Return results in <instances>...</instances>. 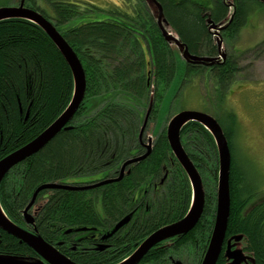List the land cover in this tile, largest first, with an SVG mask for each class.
Listing matches in <instances>:
<instances>
[{
    "label": "trees",
    "instance_id": "trees-1",
    "mask_svg": "<svg viewBox=\"0 0 264 264\" xmlns=\"http://www.w3.org/2000/svg\"><path fill=\"white\" fill-rule=\"evenodd\" d=\"M122 1L109 8L80 0L24 3L51 21L72 46L84 67L87 90L70 128L3 179L0 201L14 223L82 264H119L153 232L186 216L193 198L187 172L164 127L151 137L161 105L180 73L178 58L185 63L178 89L200 75L211 77L220 91L229 89L241 67L226 42L234 49L248 16L264 9V0ZM3 2L0 7L10 6V0ZM160 9L168 21L164 27L177 34L196 61L184 60L179 48L166 39L158 21ZM74 85L69 62L42 27L19 18L0 22V160L60 117L71 102ZM223 129L232 152L230 128ZM180 139L202 177L204 215L192 231L157 244L139 264H188L187 255L183 258L187 248L201 264L212 237L219 182L215 138L191 121L183 126ZM149 140L151 153L128 166L122 179L92 186L100 179L117 178L122 163L148 153ZM232 159L231 215L224 246L230 241L243 249L247 259L241 264H264V196L254 201L257 194L245 188L243 173L233 155ZM52 182L89 187L41 190L28 210L34 218L30 227L25 210L38 188ZM131 212L129 224L106 241L101 239ZM90 232L93 238L79 239ZM1 254L38 259L27 244L0 227ZM230 262L223 251L217 264Z\"/></svg>",
    "mask_w": 264,
    "mask_h": 264
},
{
    "label": "water",
    "instance_id": "water-1",
    "mask_svg": "<svg viewBox=\"0 0 264 264\" xmlns=\"http://www.w3.org/2000/svg\"><path fill=\"white\" fill-rule=\"evenodd\" d=\"M25 0H21L19 4H14L11 6H1L0 7V22L7 19L19 18L26 19L32 23H36L38 26L42 27L44 31L52 38L56 47L60 49L63 56L67 59L70 64V67L73 71V77L75 79L74 85V94L72 97V103L63 111V114L58 120H55L46 131L40 133V135L28 142V144L23 145L18 148V150L8 154L2 160H0V185L3 182V179L8 175L14 167L18 166L19 163H22L29 159L30 156H33L40 152L55 136L60 133L63 129H69L68 124L74 118L77 110L83 102V98L86 94V84L87 78L85 75L84 67L82 66L80 58L76 55L72 46L66 41L64 36L59 32L57 27L51 23L44 15L35 9H31L24 5ZM158 15V21L162 26V31L166 39L171 42L173 45H177L180 52L182 53L183 59L187 62L196 61L195 57L188 54L187 49L182 46L181 41H179L177 34H173L168 27H164V23L168 24V21L163 16V11L160 9ZM221 47V46H220ZM224 56V55H223ZM191 121H196L206 127L213 138H215L216 147L218 149V159H219V176H218V187H217V209H216V218L214 222V229L211 234V239L208 244L207 251L203 257L201 264H217L220 258V255L225 251L226 257L230 259L229 264H241L245 261L247 256H245L242 248H234L230 241L227 243L225 248L224 244L227 238V229L228 221L230 218V209H231V191H230V175L232 167V152L229 147V139L226 137L223 127L214 116H210L205 112L198 111H180L179 113L173 115L169 124L167 126V140L171 145V148L175 154V157L180 162L181 166L187 172L189 181L192 184V205L186 216L183 219L173 222V224L163 226V228L153 232L149 235L146 240H144L140 246H138L135 251L130 255L129 260L119 263V264H138L141 262L142 258L153 248L155 244L161 243L164 240L174 238L175 236L185 235L192 231L198 222L203 217V212L205 210V200L206 193L204 190V184L202 182V177L200 171H198L193 160L190 159V156L183 147L182 139H180L181 131L183 126ZM147 145V152L145 155L138 156V158H131V162H138L140 159H144L151 153L152 149V140ZM128 165V164H127ZM127 165H124L123 169L120 171V174L117 178H107L106 180L100 181L92 186H101L106 185V183L115 182L122 179L125 176V168ZM89 187V186H85ZM85 187L71 186L67 184L59 185L56 183L52 184H43L38 188L31 203L26 208L25 212V221L32 225L34 224V218L32 214L28 213V210L36 201L35 198L39 192L43 189H84ZM91 187V186H90ZM2 205L0 201V227L5 230L8 234H13L19 241L27 244L39 257L45 259L49 264H80L74 262L69 256L61 254L56 247L48 243L44 238L37 235L33 231L24 229L16 223H14L11 218L2 211ZM131 214L121 219L113 228L112 231L108 232L102 236V240H106L119 229L127 225L130 221ZM79 231H86V229H78ZM103 246V245H102ZM101 248H104L101 247ZM225 249V250H224ZM28 257H7L0 258V264H39L36 258L27 259ZM182 264V263H178Z\"/></svg>",
    "mask_w": 264,
    "mask_h": 264
},
{
    "label": "rangeland",
    "instance_id": "rangeland-1",
    "mask_svg": "<svg viewBox=\"0 0 264 264\" xmlns=\"http://www.w3.org/2000/svg\"><path fill=\"white\" fill-rule=\"evenodd\" d=\"M14 1L10 0V6L14 5ZM80 1L105 8L123 2L122 0ZM199 1L203 3L209 0ZM0 3L6 4L3 0H0ZM248 17L246 25L242 27L236 38L238 40L234 43V49L232 44L226 42L230 54L239 56L241 67L231 87L220 91L211 77L200 75L191 78L181 89H178L181 86L183 67H185V63L178 58L180 73L167 92L168 97L161 105L151 137L156 138L163 127L167 128L171 117L180 111H202L218 118L222 127L230 128L233 137L232 155L238 169L243 173L245 188H253L258 196L254 201L258 202L264 196V9L251 13ZM172 32L175 35L174 31ZM176 91L178 93L173 100ZM72 180L84 179L74 177ZM185 253L183 258L187 255L188 264H196L195 258L197 262L200 260L198 255L197 257L194 255L195 258L192 256V248H187ZM0 258L6 256L1 254ZM27 259L31 260V258Z\"/></svg>",
    "mask_w": 264,
    "mask_h": 264
},
{
    "label": "bare ground",
    "instance_id": "bare-ground-1",
    "mask_svg": "<svg viewBox=\"0 0 264 264\" xmlns=\"http://www.w3.org/2000/svg\"><path fill=\"white\" fill-rule=\"evenodd\" d=\"M71 103H72V99H71L70 104H71ZM70 104H69V105H70ZM67 108H68V107H67ZM77 111H78V110H77ZM62 114H63V113H62ZM62 114H61V115H62ZM61 115H60V116H61ZM59 118H60V117H59ZM59 118H57L56 120H58ZM71 121H72V120H71ZM70 123H71V122H70ZM70 123H69V124H70ZM69 124H68V125H69ZM49 126H50V125H49ZM48 128H49V127H48ZM48 128H47V129H48ZM47 129H45L44 131H46ZM41 133H42V132H41ZM58 134H59V133H58ZM39 135H40V134H39ZM55 137H56V136H55ZM36 138H37V137H36ZM170 146H171V145H170ZM171 149H172V148H171ZM40 151H41V150H40ZM30 157H31V156H30ZM30 157H29V158H30ZM27 160H28V159H27ZM131 160H132V159L127 160V162H125L124 165H127V164L129 165V164L133 163V162H131ZM140 160H142V159H140ZM138 161H139V160H138ZM134 163H136V162H134ZM124 165L122 166L121 170L123 169ZM127 171H129V170L127 169V166H126V168H125V172H127ZM52 183H54V182H52ZM52 183H46V184H52ZM71 186H72V185H71ZM216 202H217V199H216ZM1 205H2V202H1ZM216 209H217V207H216ZM2 211H3V213H5V215H7L6 212H4L3 209H2ZM129 214H131V217H132L133 213L131 212V213H129ZM215 214H216V213H215ZM127 216H128V215H127ZM125 217H126V216H125ZM131 217H130V218H131ZM123 218H124V217H123ZM9 219H10V218H9ZM131 219H132V218H131ZM131 219H130V221H131ZM130 221H129V223H130ZM129 223H128V224H129ZM21 227H22V226H21ZM23 228H24V227H23ZM24 229L27 230V228H24ZM66 231L69 232V233L73 232L71 229H68V230H66ZM171 239H172V238H171ZM167 240H168V239H167ZM158 244H159V243H158ZM51 245H52V244H51ZM156 245H157V244H155L154 246H156ZM52 246H54V245H52ZM154 246H153V247H154ZM54 247L57 248L56 245H55ZM57 250L59 251L58 248H57ZM151 250H152V248H151ZM59 252H60V251H59ZM60 253H61V252H60ZM61 254L65 255L64 253H61ZM65 256H66V255H65ZM129 257H130V256H129ZM127 259L129 260L130 258H125V259H123V260H121V261L124 262V261H126ZM37 262H38L39 264H49V263H48L45 259H43L42 257H39V258L37 259ZM80 264H82V263H80ZM138 264H139V263H138Z\"/></svg>",
    "mask_w": 264,
    "mask_h": 264
},
{
    "label": "flooded vegetation",
    "instance_id": "flooded-vegetation-1",
    "mask_svg": "<svg viewBox=\"0 0 264 264\" xmlns=\"http://www.w3.org/2000/svg\"><path fill=\"white\" fill-rule=\"evenodd\" d=\"M210 1H212V0H210ZM203 3L207 4V2H203ZM205 4H204V5H205ZM211 5H213L212 2H211ZM200 6H201V5H200ZM237 56H238V55H237ZM238 57H239V56H238ZM140 156H142V155H140ZM134 158H138V157H134ZM127 160H130V158L127 159ZM127 160H126V161H127ZM136 163H137V162H136ZM122 164L124 165L125 162L122 163ZM133 164H135V163H131V164L127 165V169H128V166L133 165ZM119 174H120V173H119ZM106 179H107V178H106ZM106 179H103V180H106ZM103 180L100 179V180L97 181L96 183H98V182H100V181H103ZM85 181H90V179H86ZM96 183H95V184H96ZM28 225H29V224H28ZM29 226L32 227V225H29ZM29 231H30V230H29ZM91 232H93V231H91ZM91 232H90L91 235H89V236H88V235H83V236H80L79 239H84V238H85V239L87 240L88 238H93V237L95 236V234H94V233H91ZM88 234H89V233H88ZM106 240H107V239H106ZM106 240H105V241H106ZM102 245H103V244H102ZM93 246H94V248H95L96 244H95V245L93 244ZM94 248H93V249H94ZM76 249H77V246H76V247H75V246L72 247V250H73V251H76ZM83 250H84V249H83ZM59 251H60V250H59ZM84 251H85V250H84ZM60 252H61V251H60ZM61 253H62V252H61ZM37 255H38V254H37ZM37 258H39V256H38Z\"/></svg>",
    "mask_w": 264,
    "mask_h": 264
}]
</instances>
